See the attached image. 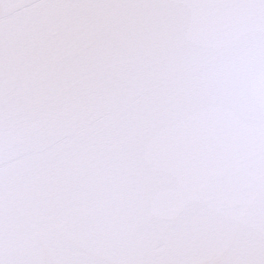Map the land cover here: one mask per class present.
Instances as JSON below:
<instances>
[{
  "label": "snow or ice",
  "instance_id": "1",
  "mask_svg": "<svg viewBox=\"0 0 264 264\" xmlns=\"http://www.w3.org/2000/svg\"><path fill=\"white\" fill-rule=\"evenodd\" d=\"M0 264H264V0H0Z\"/></svg>",
  "mask_w": 264,
  "mask_h": 264
}]
</instances>
